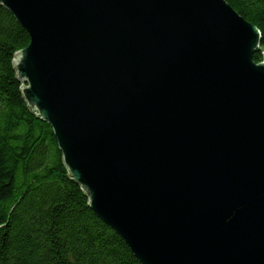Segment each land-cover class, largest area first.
Listing matches in <instances>:
<instances>
[{"label":"water","instance_id":"95a60500","mask_svg":"<svg viewBox=\"0 0 264 264\" xmlns=\"http://www.w3.org/2000/svg\"><path fill=\"white\" fill-rule=\"evenodd\" d=\"M64 165L142 264H264L260 29L227 0H0Z\"/></svg>","mask_w":264,"mask_h":264},{"label":"trees","instance_id":"16d2710c","mask_svg":"<svg viewBox=\"0 0 264 264\" xmlns=\"http://www.w3.org/2000/svg\"><path fill=\"white\" fill-rule=\"evenodd\" d=\"M262 34L264 0H227ZM28 31L0 3V264H142L69 175L53 128L30 110L13 58Z\"/></svg>","mask_w":264,"mask_h":264}]
</instances>
